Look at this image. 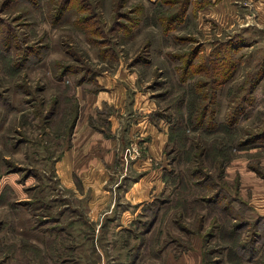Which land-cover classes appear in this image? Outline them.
<instances>
[{
    "label": "rangeland",
    "instance_id": "1",
    "mask_svg": "<svg viewBox=\"0 0 264 264\" xmlns=\"http://www.w3.org/2000/svg\"><path fill=\"white\" fill-rule=\"evenodd\" d=\"M86 130L128 147L105 207ZM0 264H264V0H0Z\"/></svg>",
    "mask_w": 264,
    "mask_h": 264
},
{
    "label": "crops",
    "instance_id": "2",
    "mask_svg": "<svg viewBox=\"0 0 264 264\" xmlns=\"http://www.w3.org/2000/svg\"><path fill=\"white\" fill-rule=\"evenodd\" d=\"M117 103L118 102L115 100L109 102L110 105L112 104L115 108L118 109L119 107L123 106V102L121 103L119 102L118 104ZM137 124L140 125L141 122L138 121ZM147 128L150 130L151 133L154 132L157 133L156 131H154V127L151 124H149L144 129ZM134 131L135 129H133V132ZM87 132L88 131L86 130L85 134H88L87 137H84L83 134H80L81 135V136L79 135L80 137H78L77 133L74 134L72 146L70 149L66 150L63 153L60 162L66 164L64 166L66 167L68 172L74 174V176L73 175L71 176L72 180H69V177L67 178L69 187L73 188L74 191L76 192L79 191L80 194L83 193V195L85 196L91 193L90 196L91 201L97 199V195L103 194V197L102 198L100 197L101 201L100 202L96 201L95 205L96 208L99 205L105 207L110 199V195H109L110 192L109 191L106 192V188H105L106 185L105 178L106 176H108V171L111 168L114 169L118 166H121V168L124 169L123 165L125 163V160L122 159V154L125 152L124 150L127 149L128 147H126L125 149L123 148L124 147L122 141L123 135H119L120 137H117V135H115L114 136L115 138H111L110 140H107L103 134H98L97 136H95L92 132L90 131H89L90 133ZM155 133L153 134L154 136ZM151 149L148 146L149 152H146L143 156V159H145L146 161L142 160L139 163L134 164L135 165L134 172L136 173V175L141 174L140 172L142 170L149 167H151V170L148 171V174L150 173L154 175L156 174L155 166H153L154 168H152V165L156 163L154 162L155 153L154 152L152 153ZM82 154H84V156H82ZM100 162L102 163L104 162V163L102 164ZM106 169L108 171H106ZM150 176L151 175H149L146 178L144 176H139L138 179H135L132 185L125 190L124 193L125 196L123 197V200L122 197L121 198L119 197L120 199L115 201L114 205H117L116 207H120L127 201L125 206L127 205L128 206L125 208H128L130 206L133 207L143 201H147L148 196L149 197L153 196L152 193L155 194L156 191H160L161 188L149 190V188L147 187L149 186L148 185L149 181L147 179H149ZM130 179L131 178L129 177L127 180L131 181ZM114 188H118V187H114ZM123 212L124 213L121 216L122 225L125 223L124 219H126V217L128 218V220L130 216L133 217L132 215L130 216L128 215L129 210Z\"/></svg>",
    "mask_w": 264,
    "mask_h": 264
},
{
    "label": "trees",
    "instance_id": "3",
    "mask_svg": "<svg viewBox=\"0 0 264 264\" xmlns=\"http://www.w3.org/2000/svg\"><path fill=\"white\" fill-rule=\"evenodd\" d=\"M178 15V14H177ZM175 16L174 18H172L171 20H170V22H174V21H177V19L180 17V15H178V16ZM198 54V53H197ZM197 54H193V55H190V58L188 59V62H187V68H186V71L188 70L189 71V67H191L192 65H193V63L195 62V60L197 59ZM223 61H224V59H223ZM260 137H258V138H256V139H259Z\"/></svg>",
    "mask_w": 264,
    "mask_h": 264
}]
</instances>
